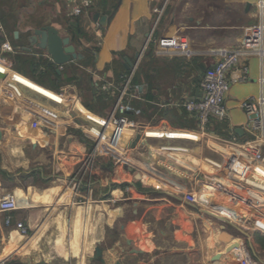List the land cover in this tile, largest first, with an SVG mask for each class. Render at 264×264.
Returning <instances> with one entry per match:
<instances>
[{
	"label": "crops",
	"instance_id": "crops-1",
	"mask_svg": "<svg viewBox=\"0 0 264 264\" xmlns=\"http://www.w3.org/2000/svg\"><path fill=\"white\" fill-rule=\"evenodd\" d=\"M82 1L0 0V72L8 67L0 77V200L14 195V223L29 228L23 235L7 226L0 211V264H240L237 249L264 264V188L241 187L227 203L201 196L226 156L264 172V160L252 159L264 143H249L242 105L264 98V38L249 42L264 24V0H90L77 15ZM42 26L69 36L82 58L59 65L31 44ZM164 37L186 51L164 49ZM224 50L240 51L229 78L244 65L248 78L231 83L228 117L203 129L183 104L201 98L204 74ZM127 60L138 63L128 116L141 127L88 163L90 116L111 113ZM190 193L203 199L191 202Z\"/></svg>",
	"mask_w": 264,
	"mask_h": 264
},
{
	"label": "built area",
	"instance_id": "built-area-1",
	"mask_svg": "<svg viewBox=\"0 0 264 264\" xmlns=\"http://www.w3.org/2000/svg\"><path fill=\"white\" fill-rule=\"evenodd\" d=\"M91 6L90 0H83L81 3H75L73 6V12L77 15L81 14L85 8ZM99 26V24H98ZM3 30V24L0 19V31ZM264 38V24H258L253 27L252 33L249 37V42L254 45L261 44ZM159 44L164 49L183 50L186 48L183 44H180L175 37L161 38ZM9 50H13V47L8 43ZM240 61L239 50H224L221 52V58L204 74L201 81L202 96L199 99H187L183 106L187 111L194 113L203 129H205L210 121L215 118L217 120H225L228 117L229 111L225 103L227 93L230 90L231 83L234 81H245L248 78L249 67L244 65L239 71L240 74L234 78H229V74L233 68H235ZM138 64V63H137ZM137 64H135L131 70L124 75L123 82L119 88V94L117 101L108 116H90L92 122L91 131L94 135L95 143L93 152L88 159V163H92L103 146L108 145L112 150H118L129 130L137 129L139 124L134 120H131L128 116V112L134 110V107L127 102V97L131 90L134 88L133 79L136 73ZM3 65V64H2ZM7 73L8 67L4 65ZM14 80L15 77L13 76ZM16 81V80H15ZM17 82V81H16ZM22 84L20 82H17ZM24 85V84H22ZM25 86V85H24ZM27 87V86H26ZM57 102L61 101V98H55ZM264 98L249 97L244 100L243 108L251 118V130L254 134V138L249 140V143H264V110H263ZM34 127L39 126V121L33 122ZM142 135V134H141ZM223 143L227 145L234 144L233 140L222 139ZM253 160H264V154L257 152L252 157ZM261 187L264 188V172L258 168H252L249 163H240L236 156H226L223 170L219 179L205 185L204 193L201 196H205L208 191L213 192L217 196L224 197L227 203V197L229 200H234L238 195L237 189L244 186ZM203 197L199 198V195L190 193L187 195V200L198 203ZM18 203L14 195L8 194L0 200V211L5 217V223L7 226L15 225V227L23 234H29V228L21 221L14 223L13 212L17 209ZM208 212L219 215L218 212L211 209H206ZM237 258L240 264H257V260L250 253L237 249Z\"/></svg>",
	"mask_w": 264,
	"mask_h": 264
},
{
	"label": "water",
	"instance_id": "water-1",
	"mask_svg": "<svg viewBox=\"0 0 264 264\" xmlns=\"http://www.w3.org/2000/svg\"><path fill=\"white\" fill-rule=\"evenodd\" d=\"M94 19L102 25L107 23V16H101L99 13H95ZM29 40L31 44H35L41 49H46L51 59L59 65L82 58V55L77 52L76 47L71 43V38L60 34L59 30L54 26H42L35 29ZM127 62L129 63L128 68L133 67L129 60ZM2 76H4V73L0 72V77ZM140 139L141 133H138L131 146L135 147ZM238 246L239 244L235 243L230 249L237 248ZM38 264L45 263L41 262Z\"/></svg>",
	"mask_w": 264,
	"mask_h": 264
},
{
	"label": "trees",
	"instance_id": "trees-1",
	"mask_svg": "<svg viewBox=\"0 0 264 264\" xmlns=\"http://www.w3.org/2000/svg\"><path fill=\"white\" fill-rule=\"evenodd\" d=\"M48 68L54 73V75L56 76V80H60L62 78V76L58 73L57 69L54 68L51 63H49ZM133 81H134V79H133Z\"/></svg>",
	"mask_w": 264,
	"mask_h": 264
}]
</instances>
